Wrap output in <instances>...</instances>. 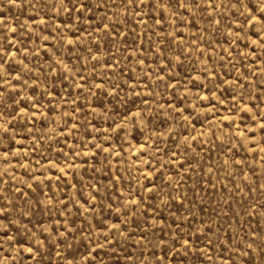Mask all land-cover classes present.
<instances>
[{
  "label": "rangeland",
  "instance_id": "1",
  "mask_svg": "<svg viewBox=\"0 0 264 264\" xmlns=\"http://www.w3.org/2000/svg\"><path fill=\"white\" fill-rule=\"evenodd\" d=\"M0 264H264V0H0Z\"/></svg>",
  "mask_w": 264,
  "mask_h": 264
}]
</instances>
